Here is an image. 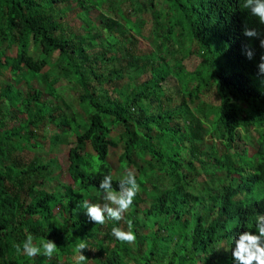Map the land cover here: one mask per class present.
Returning <instances> with one entry per match:
<instances>
[{
	"label": "clouds",
	"instance_id": "clouds-1",
	"mask_svg": "<svg viewBox=\"0 0 264 264\" xmlns=\"http://www.w3.org/2000/svg\"><path fill=\"white\" fill-rule=\"evenodd\" d=\"M72 1L76 13L80 8L75 2L82 7L90 29L92 39L85 50L102 60L101 67L108 65V73L121 75L123 70L122 62L109 58L113 53L124 64L135 54L123 91L134 87L141 95L129 131L109 123L114 134L128 135L129 141L105 147L106 171L100 167L75 180L97 196V201L83 204L89 220L108 226L116 241L134 244L136 229H145L150 222L160 226L163 208H170L183 228L216 216L237 224L230 239L215 244L224 249V258L218 259H227L228 264H264V116L253 112L256 100L264 99V0H204L215 17L223 9L227 15L219 23L199 16V27L214 33L225 51L210 60L193 49L184 52L175 40L164 46L150 40L147 35L154 32L147 25V30L141 28L144 32L133 31L134 23L141 22L137 8L135 13L132 10L133 0L129 4L124 0V5L123 0ZM63 17L68 38L83 33L75 29L70 14ZM140 39L147 41L150 53H140ZM199 76L205 80L200 93L195 87ZM62 85L71 91V85ZM106 92L111 99L117 98ZM60 95L59 99L64 98ZM168 114L178 118L176 125L186 128L180 144L157 143L156 129L148 126L149 117ZM53 149L45 158L55 164L57 157L50 155ZM66 157L68 162V153ZM41 165L49 176L37 179L74 186L68 164L64 170L58 164L56 169ZM172 171L182 173L177 184L169 177ZM15 247L17 254L49 259L58 249L51 240L35 245L31 235ZM86 249L87 243L81 240L74 264H86L82 254ZM203 250L212 259L207 246Z\"/></svg>",
	"mask_w": 264,
	"mask_h": 264
},
{
	"label": "trees",
	"instance_id": "trees-1",
	"mask_svg": "<svg viewBox=\"0 0 264 264\" xmlns=\"http://www.w3.org/2000/svg\"><path fill=\"white\" fill-rule=\"evenodd\" d=\"M66 1L0 0V73L8 71L12 77L3 89L0 87V264H74L81 240L89 248L82 252L86 264H228L227 259H218L224 258V249L215 244L230 239L237 224L222 222L216 216L202 219L193 228H183L175 213L163 208L160 226L150 222L145 229H136L134 244L116 241L108 226L87 217L83 204L97 201V196L76 181L100 167L105 172V147L129 141L128 135L114 134L109 123L129 131L141 95L134 87L123 91L135 54L126 64L115 53L109 57L123 63L120 75L108 73V65L101 67L102 60L86 52L92 37L77 1L80 13L72 21L81 22L75 29L83 33L67 37L62 9ZM131 5L134 13L136 8L140 12L141 21L134 23L132 30L140 31L147 25L154 32L147 35L150 40L163 46L175 40L184 52L193 49L205 60L225 53L218 37L198 24L203 14L212 23L225 20V9L215 17L204 0H133ZM64 82L73 89L66 99H59L58 86ZM195 82L200 93L205 80L199 76ZM104 87L117 98L111 99ZM253 112L264 116L263 98L256 100ZM177 120L172 114L148 118V126L156 129L157 143L183 142L186 128L176 125ZM50 125L52 133L41 142L34 130ZM63 144L74 186L37 179L49 176L41 163L56 169L54 161L45 156ZM24 149H40L44 155H36L26 165L20 155ZM169 177L177 184L183 176L172 171ZM30 235L37 246L46 240L56 244L58 249L51 259L17 254L15 246ZM205 246L213 253L212 259L204 252Z\"/></svg>",
	"mask_w": 264,
	"mask_h": 264
},
{
	"label": "rangeland",
	"instance_id": "rangeland-1",
	"mask_svg": "<svg viewBox=\"0 0 264 264\" xmlns=\"http://www.w3.org/2000/svg\"><path fill=\"white\" fill-rule=\"evenodd\" d=\"M74 6V2L72 0L64 3L62 9L64 10L63 15L67 16L68 14H70L71 17H75V14L77 12V9L72 8ZM80 24L79 21L74 23V26H78ZM137 47L140 51L141 54H148L151 52L149 46L147 45V41L140 39L138 41ZM12 77L10 76L8 71H4L0 73V87L4 86V82H11ZM3 81V82H2ZM36 85V84H33ZM58 89L60 91V93L63 95V97L66 99L68 97V92H67V86L64 85H60L58 86ZM72 87L70 88V90L72 91ZM62 109L65 111V109L62 107ZM51 125L50 126H41V128L39 130H34V134H36L38 136V138L41 140V142L45 141V137H48L51 133H52V129H51ZM37 140V139H36ZM38 141V140H37ZM40 142V143H41ZM65 147H67L66 145H61L58 148H55L52 150L51 152V157L52 156H56L57 157V162L55 164H58L61 166V169L64 170V168L67 167V149H64ZM23 159L25 160L24 162L26 163V165L29 163V161H31L36 155H44V152L40 149H28L25 150L20 154ZM87 264H91V262H88Z\"/></svg>",
	"mask_w": 264,
	"mask_h": 264
}]
</instances>
